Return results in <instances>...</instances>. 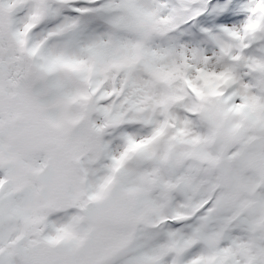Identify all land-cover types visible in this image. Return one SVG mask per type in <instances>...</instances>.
Returning a JSON list of instances; mask_svg holds the SVG:
<instances>
[{
    "label": "snow or ice",
    "instance_id": "6c2138e0",
    "mask_svg": "<svg viewBox=\"0 0 264 264\" xmlns=\"http://www.w3.org/2000/svg\"><path fill=\"white\" fill-rule=\"evenodd\" d=\"M0 264H264V0H0Z\"/></svg>",
    "mask_w": 264,
    "mask_h": 264
}]
</instances>
